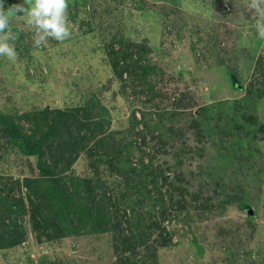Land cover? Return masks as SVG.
Instances as JSON below:
<instances>
[{"label":"rangeland","instance_id":"rangeland-1","mask_svg":"<svg viewBox=\"0 0 264 264\" xmlns=\"http://www.w3.org/2000/svg\"><path fill=\"white\" fill-rule=\"evenodd\" d=\"M2 2L7 11L23 0ZM247 3L68 0L71 36L62 43L49 38L39 48L34 47V30L23 19L11 22L21 38L14 41L15 61L0 57L1 114L19 117L46 108L79 107L96 98L109 114L107 131L124 133L134 122L135 112L140 122L135 133L148 127L145 152L150 156L145 159L157 153L156 165L170 168V177L181 178L188 194H200V202L189 203L177 219L166 214L163 227L173 239L168 247L156 249V264H264V100L253 112L249 140H238L234 137L238 131L233 130L232 137L217 134L214 142L204 145L194 128L187 130L204 105L243 99L257 64L263 65L264 40L257 37L255 17ZM114 35L128 43L148 45L149 63L156 66L149 77L154 100L140 83H127V88L114 76L101 50L103 42L112 41ZM228 72L240 79L242 90L233 87ZM176 105L181 107L179 116L173 114ZM23 124L28 128L27 122ZM158 136L169 141L167 150L160 148ZM140 156L136 152L132 157L134 164ZM93 160L82 154L71 175L94 179ZM23 177H38L35 159L17 154L0 138V191L7 184L10 192L4 197L13 203L25 196L26 189L15 184ZM99 178L102 192L110 194L123 210L121 177L102 165ZM240 197L250 203L251 216L234 201ZM36 216L27 209L21 217L23 241L1 248L0 264H115L118 260L109 235L49 241L40 227L32 226L30 220Z\"/></svg>","mask_w":264,"mask_h":264},{"label":"trees","instance_id":"trees-1","mask_svg":"<svg viewBox=\"0 0 264 264\" xmlns=\"http://www.w3.org/2000/svg\"><path fill=\"white\" fill-rule=\"evenodd\" d=\"M15 32L21 38L20 32L16 29ZM101 50L109 58L114 76L127 88V83L138 82L149 94L151 92L150 99H155L154 85L149 77L156 66L149 63L147 44L128 43L124 37L114 35L112 41L103 42ZM257 67L243 99L204 105L193 118L192 127L187 130L194 128L204 145L214 142L217 134L221 138L232 137L233 130L238 131L234 135L238 140L250 139L253 112L257 110L258 102L264 100V62L263 65L258 63ZM228 73L233 87L242 90L240 79L234 72ZM176 106L173 114L179 116L181 107ZM102 109L96 98H92L84 106L46 108L19 117L0 113V138L6 140L17 154L34 158L38 169L37 178L23 177V183L15 181L19 188L26 189L24 197L14 200L16 203L4 197L10 192L8 185H1L7 188L0 191V249L22 243L21 217L28 208L34 216L37 215L30 220L32 226L35 230L40 227L46 240L84 234L109 235L116 246L118 260L115 264H156V249L171 245L173 235L166 233V227H163L166 214L177 219L191 206L189 203L200 202V194H188L189 189L182 185L181 178L170 177L167 171L170 168L164 170L156 165L157 153L145 159L150 156L145 152L148 127L135 133L140 124L135 112L129 130L120 133L107 131L110 121L106 116L109 114L103 109L104 116ZM22 122H27L28 128ZM172 129L170 132H174ZM156 139L160 148L167 150L169 141L161 136ZM138 140L143 145H138ZM136 152H141V156L134 164L132 157ZM84 153L90 160L94 158V179L70 173ZM102 165H107L113 174L121 177L123 210L110 194L102 192L103 184L99 178ZM246 199L240 197L234 201L250 215L251 205ZM210 200L207 199L206 203ZM158 206L161 210L157 209Z\"/></svg>","mask_w":264,"mask_h":264},{"label":"clouds","instance_id":"clouds-1","mask_svg":"<svg viewBox=\"0 0 264 264\" xmlns=\"http://www.w3.org/2000/svg\"><path fill=\"white\" fill-rule=\"evenodd\" d=\"M68 7V0H23L6 11L0 0V57L9 61L17 58L14 41L18 37L11 27L14 18L23 19L34 30L35 48L43 46L49 38L66 41L71 36ZM247 7L255 17L253 28L257 37L264 40V0H248Z\"/></svg>","mask_w":264,"mask_h":264},{"label":"water","instance_id":"water-1","mask_svg":"<svg viewBox=\"0 0 264 264\" xmlns=\"http://www.w3.org/2000/svg\"><path fill=\"white\" fill-rule=\"evenodd\" d=\"M250 214H252V211H249ZM21 222H23V218L21 219Z\"/></svg>","mask_w":264,"mask_h":264}]
</instances>
